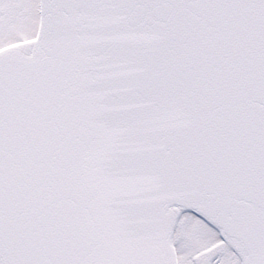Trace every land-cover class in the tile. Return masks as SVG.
Returning <instances> with one entry per match:
<instances>
[{
	"label": "snow or ice",
	"instance_id": "1",
	"mask_svg": "<svg viewBox=\"0 0 264 264\" xmlns=\"http://www.w3.org/2000/svg\"><path fill=\"white\" fill-rule=\"evenodd\" d=\"M0 264H264V0H0Z\"/></svg>",
	"mask_w": 264,
	"mask_h": 264
}]
</instances>
